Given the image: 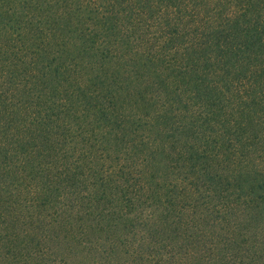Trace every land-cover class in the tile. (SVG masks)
<instances>
[{"label":"trees","instance_id":"1","mask_svg":"<svg viewBox=\"0 0 264 264\" xmlns=\"http://www.w3.org/2000/svg\"><path fill=\"white\" fill-rule=\"evenodd\" d=\"M0 264H264V0H0Z\"/></svg>","mask_w":264,"mask_h":264}]
</instances>
